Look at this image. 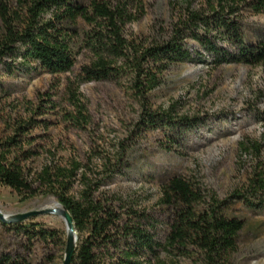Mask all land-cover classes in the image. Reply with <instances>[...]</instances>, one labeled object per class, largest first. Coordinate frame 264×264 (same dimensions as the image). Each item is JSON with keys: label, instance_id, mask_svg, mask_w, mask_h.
<instances>
[{"label": "trees", "instance_id": "16d2710c", "mask_svg": "<svg viewBox=\"0 0 264 264\" xmlns=\"http://www.w3.org/2000/svg\"><path fill=\"white\" fill-rule=\"evenodd\" d=\"M141 12L142 0H0V66L8 76L16 70L57 76L71 73L79 57L85 56L79 63V85L131 76L132 90L143 109L141 129L161 130L163 146L170 149L202 122L179 114L174 106L153 111L151 94L161 85L162 76L188 61L264 65V41H248L244 23L245 15L264 13V0H206L205 7L188 10L167 31H154L136 42L127 32ZM72 84L69 81L67 89L78 113L67 116L81 124L87 119ZM41 101L45 103L27 119L16 120L7 129L11 133L0 136V185L21 200L54 196L69 210L78 231L72 264H166L163 253L199 264H231L245 219L228 214L229 205H206L202 190L175 174L161 185V204L171 212L163 231L155 216L135 199L110 188L109 183L126 167L123 155L114 162L101 157L97 175L75 156H57L59 145L48 132L53 121L47 117L54 101L51 97ZM41 157L45 159L39 168L30 165ZM77 186L82 189L76 191ZM233 198L251 210L263 208L264 175L249 178ZM0 222L21 235L24 246L23 251L2 253L0 264H33L35 243L59 240L66 247L57 230L41 223Z\"/></svg>", "mask_w": 264, "mask_h": 264}, {"label": "rangeland", "instance_id": "374dc122", "mask_svg": "<svg viewBox=\"0 0 264 264\" xmlns=\"http://www.w3.org/2000/svg\"><path fill=\"white\" fill-rule=\"evenodd\" d=\"M205 2L142 0L143 15L128 26V36L138 42L154 31H167L181 15L190 9H202ZM244 23L248 41H264V13L245 15ZM84 59L80 56L79 63ZM79 63L71 73L57 76L42 70H16L8 76L0 66L4 83L0 92V136L11 133L7 129L16 120L27 119L31 111L45 103L42 99L51 97L54 108L47 117L53 126L48 132L59 145L58 157L75 156L97 175L101 157L114 162L123 155L126 167L109 183L110 188L135 199L155 216L163 231L171 212L161 204V185L175 174L184 176L202 190L206 205L223 202L230 206L228 214L245 219L231 264H264V207L251 210L233 198L249 178L256 173L264 175V65L188 61L166 71L161 85L151 94L153 111L174 106L179 114L198 117L202 122L184 142L166 149L161 130L141 129L143 109L132 90L131 76L79 85ZM69 81L84 106L87 121L81 124L68 120V113H78L67 89ZM44 159L30 165L39 168ZM81 189L76 187V191ZM21 199L0 185V210L6 215L42 209L51 200L58 202L51 195ZM26 222L55 229L66 241L65 221L58 215H40ZM21 241V235L0 222V255L23 251ZM65 248L59 240L35 243L31 250L33 264H63ZM162 258L166 264H199L166 253Z\"/></svg>", "mask_w": 264, "mask_h": 264}, {"label": "water", "instance_id": "95a60500", "mask_svg": "<svg viewBox=\"0 0 264 264\" xmlns=\"http://www.w3.org/2000/svg\"><path fill=\"white\" fill-rule=\"evenodd\" d=\"M59 203V202H58ZM60 207L57 209L51 207H45L42 209L31 210L16 215H6L0 210V220L5 223H17L29 220L32 217L40 215H58L65 221L66 226V248L63 264H72L73 256L76 252L78 245V231L75 227L73 216L69 210L59 203Z\"/></svg>", "mask_w": 264, "mask_h": 264}, {"label": "bare ground", "instance_id": "6f19581e", "mask_svg": "<svg viewBox=\"0 0 264 264\" xmlns=\"http://www.w3.org/2000/svg\"><path fill=\"white\" fill-rule=\"evenodd\" d=\"M47 207H51V208H54V209H57L60 207L59 203L55 200H51L47 203Z\"/></svg>", "mask_w": 264, "mask_h": 264}]
</instances>
